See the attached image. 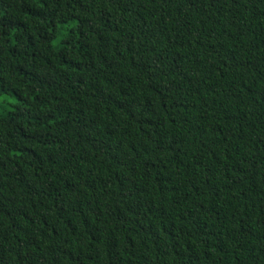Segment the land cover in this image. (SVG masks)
Wrapping results in <instances>:
<instances>
[{"label":"trees","instance_id":"16d2710c","mask_svg":"<svg viewBox=\"0 0 264 264\" xmlns=\"http://www.w3.org/2000/svg\"><path fill=\"white\" fill-rule=\"evenodd\" d=\"M0 264H264V0H0Z\"/></svg>","mask_w":264,"mask_h":264},{"label":"rangeland","instance_id":"374dc122","mask_svg":"<svg viewBox=\"0 0 264 264\" xmlns=\"http://www.w3.org/2000/svg\"><path fill=\"white\" fill-rule=\"evenodd\" d=\"M18 103L14 94L0 92V114H9Z\"/></svg>","mask_w":264,"mask_h":264}]
</instances>
